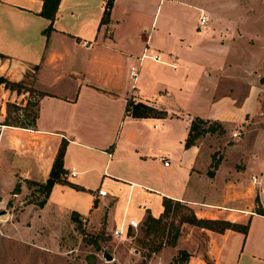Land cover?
<instances>
[{"label": "crops", "instance_id": "0c3cea01", "mask_svg": "<svg viewBox=\"0 0 264 264\" xmlns=\"http://www.w3.org/2000/svg\"><path fill=\"white\" fill-rule=\"evenodd\" d=\"M153 1L114 0L110 21L102 23L107 0H61L53 29L45 33L51 20L41 14L44 0H0V76L25 84L34 72L33 87L39 90L34 125L28 122L24 124L29 127H20L3 122L8 104L22 109L28 105L30 90L18 93L0 85V184L47 182L66 143L64 179L54 184L40 206L46 221H54L50 211L71 213L113 233L128 227L131 219L144 222L148 213L160 218L169 198L192 207L198 218L249 225L247 234L209 230L208 253L214 264H221L225 245L233 236L234 247L238 246L235 264H264V192L263 209L255 210L260 185L252 180L254 173L251 184L241 174L238 184L221 182L226 157L210 177L214 150L199 142L203 136L195 145H185L196 117L221 122L226 128L244 129L253 123L264 93V0H218L221 16L227 20L217 30L199 25L201 13L208 14L201 6L207 5L205 0L182 1L195 10L194 29L184 52L170 48L183 41L171 31L170 14L161 26L157 14L150 29L143 22L137 24V14H144ZM163 1L175 3L159 0L157 12ZM144 32L146 39L141 38ZM158 33L164 39L156 49ZM162 48L170 56L157 63L175 70L178 62L183 65L172 78L187 85L186 93L195 100L191 109L181 108L172 84L155 80L147 67L136 80L132 78L134 58L141 68L146 50L152 54ZM128 79L136 91H129ZM130 100L164 110L166 116L134 117L128 111ZM262 137L257 132L251 140L232 139L234 157L243 160V171L257 167L258 152L251 146L264 145ZM159 161L168 169L165 179L153 172ZM73 167L78 171L74 176ZM100 189L107 193L101 195ZM69 192L85 194L67 199Z\"/></svg>", "mask_w": 264, "mask_h": 264}, {"label": "rangeland", "instance_id": "374dc122", "mask_svg": "<svg viewBox=\"0 0 264 264\" xmlns=\"http://www.w3.org/2000/svg\"><path fill=\"white\" fill-rule=\"evenodd\" d=\"M158 1L151 2V6L144 10V14H137V24L143 22L150 29L152 19L157 14V17L159 16L158 24L161 26L165 22L163 20L165 16L170 14L172 17L171 27L174 28L171 31L179 33L178 39H183L181 43L177 41L170 48L174 52H184L195 25L194 8L188 4L181 3L184 0H175L174 5L163 1L157 12ZM185 1L194 2L195 0ZM198 1L200 3V0ZM205 1L207 5L202 4L201 6L208 14L202 12L201 15H209V27L207 28L217 30L227 18L221 16L218 0ZM136 25H134L135 28ZM139 29H142L141 26ZM197 30L204 31V29ZM141 38H147L145 32L141 34ZM154 39L156 43L153 47L157 49L161 46L158 42L164 38L158 33ZM155 53L161 54L164 61L165 59L168 60L167 58L170 56L163 48L162 50H155ZM136 60L137 58H134L131 63L138 67ZM164 61L161 63H165ZM178 63L179 68L175 70L172 67L161 65L155 59L149 57L141 68L138 67L137 71L140 75L142 68L147 67L146 70L151 72V76L155 80L161 81L165 85L172 84L173 97H177L176 100L180 107L191 109L195 104V100L190 97V94L186 93L188 91L187 85L183 80L172 78L174 73H179L183 68L182 63ZM164 70L165 74L162 73ZM34 74V72H30L26 81H24L26 84L24 86L31 93L32 99L30 102H35L39 96V90L33 87L35 85ZM127 81H130L129 85L131 86L133 83L132 79ZM137 83L135 87H137ZM139 85H141V82ZM132 90L136 91L131 86L129 91L131 92ZM181 90L185 94H182ZM261 99L262 104L253 116V123L247 125L244 129L236 126H228L226 128L223 124L219 126L218 123H212L217 131L215 133H207L199 139V142H203L205 148L209 147L214 150L208 174L210 177L216 174L215 172L213 175L211 174L214 170L213 162L217 161L220 163L226 157L227 162L222 168L221 182L226 181L227 184H238L241 180L238 175L241 174L246 183L251 184V175L253 173V181L254 176L258 180H262V184L260 181L256 183L260 186L255 192L257 194L255 195L257 198L255 210L263 209L261 199L264 192V145L259 146V144L255 145L253 143L251 149H255L258 152V165L253 172L249 169L243 171V160H237L234 157L233 153L236 148L232 147L234 144L232 139L235 138L233 135L235 132L238 133L237 137L247 140H251L257 132H261L263 137L260 141L264 140V93L261 94ZM34 110H36V107L34 108L32 105L25 110L12 108L10 113L11 120L13 122L28 123ZM26 113L31 115L28 116ZM150 128L152 130L151 135H155L154 127ZM163 162L159 161L156 163L153 172L159 173L160 177L165 179L168 169L164 167ZM19 185L20 187H17ZM89 185L94 187L96 184ZM16 187L17 189H15ZM39 190L42 189L38 184H33L29 181H18L17 184H0V207L7 210L6 214L0 215V264H214L208 253L211 236L209 230L211 229L183 222V218L191 214L190 210L184 206L187 205L184 202H180V204L174 203L169 215L163 218V222L154 231L146 233L144 231L146 225L143 224L144 222H140V226L137 229L130 228L127 235L118 237L114 235V232L112 233V229L107 230L104 226L97 228V226L88 225L87 222L71 213L58 214L50 211L49 216L54 221H46V213L41 214L39 205L45 198V192H40ZM84 194L79 192L78 195L74 196L69 192L67 199H74L78 196L81 198ZM190 208L192 209V207ZM192 210L194 211V209ZM234 211L228 210L227 212ZM233 238L234 236L225 245V256L222 258L221 264H235L236 262L237 255L235 250L238 246L235 244L234 247ZM106 251L113 255V260H108L105 257ZM192 256L195 258H191Z\"/></svg>", "mask_w": 264, "mask_h": 264}, {"label": "trees", "instance_id": "16d2710c", "mask_svg": "<svg viewBox=\"0 0 264 264\" xmlns=\"http://www.w3.org/2000/svg\"><path fill=\"white\" fill-rule=\"evenodd\" d=\"M61 0H44V8L41 12V14L48 19L51 20V24L48 26V28L45 30V33H49L53 29V23L57 17L58 8L60 5ZM114 5V0H107L104 15L102 18V23H108L110 21V15L111 10ZM5 84L6 88L14 91L16 90L18 93L22 92L23 89H27L23 83L21 82H14L11 81L4 76H0V85ZM28 90V89H27ZM30 105H32L34 108L37 107L36 102H28V105L23 109H27ZM12 108H20V106L16 104H8V115L6 116V119L4 120L3 124L6 125H14V126H20V127H29L24 123L19 122H13L11 120L10 113L12 111ZM128 111L130 114L134 117H164L166 116V111L160 110L154 106L148 105L143 102H134L133 100H130L128 102ZM28 116H30V113H26ZM38 112L37 110H34L32 113V117L28 125H34V122L37 119ZM212 123H218L219 126L222 124L221 122L211 121V120H205L200 117H196L193 119L189 136L186 139V147H190L192 145H195L197 140L204 136L207 133H215L217 130L214 127ZM223 128V127H222ZM66 151V143H63L60 147L56 160L54 162V166L52 168L51 174L47 182L38 184L39 187L42 190H39L40 192H45V198L44 200L39 204L41 207L45 205L47 202V198L54 186V184L58 181H63V177L66 174V170L64 169L63 159ZM219 162H213V171L211 174L213 175L215 172V169L218 168ZM36 183V182H31ZM17 187H20L17 186ZM17 187L15 189H17ZM17 193V192H16ZM174 203L180 204V201H174L172 199L166 198L164 200V206L165 211L164 214L160 218H155L150 213H148L144 225H146V228H144V231L146 233L154 231V229L163 222V218L167 215H169L170 211L173 208ZM188 210H190L191 214L188 216H185L183 218V222H189L194 225H198L207 229H211L213 231L217 232H225L226 230H235V231H241L245 234L248 232L249 225L248 224H241L238 222H233L226 219H209V218H198L195 212L187 205H184ZM263 211V210H262ZM264 214V211L262 212Z\"/></svg>", "mask_w": 264, "mask_h": 264}, {"label": "built area", "instance_id": "2783aa9c", "mask_svg": "<svg viewBox=\"0 0 264 264\" xmlns=\"http://www.w3.org/2000/svg\"><path fill=\"white\" fill-rule=\"evenodd\" d=\"M199 25H200L201 27H206V26H208V16H207V15L202 14V15L200 16V19H199ZM149 57L155 59V61L163 62V59H162L161 54H157V53H155V54H148V53H147V50H146V52H144V54L142 55V58H141V59H145V58H149ZM172 66H173V67H176L175 64H172ZM130 72H131L132 78H133L134 80H136L137 77H138L137 66H132ZM233 135H234L235 137H237V136H238V133L235 132ZM165 164L168 165L169 162L166 161ZM77 172H78L77 169H76L75 167H73V168L71 169L70 174L74 176V175L77 174ZM259 181H260V183L262 184V180H261V179L258 180L257 177H254V182L257 183V182H259ZM99 193H100L101 195H105L107 192H106L105 189H100ZM128 224H129L128 227L121 226V227H119V228H116V229L114 230V235H115V236H118V237H122L123 235H125V234L127 235V234L129 233V227H131V228H133V229H137V228L140 226V223H139L138 221H136L135 219H131V220H129V223H128Z\"/></svg>", "mask_w": 264, "mask_h": 264}, {"label": "water", "instance_id": "95a60500", "mask_svg": "<svg viewBox=\"0 0 264 264\" xmlns=\"http://www.w3.org/2000/svg\"><path fill=\"white\" fill-rule=\"evenodd\" d=\"M6 212H7V210L2 209V208L0 207V215H2V214H6ZM105 257H106L108 260H113V259H114L113 255H111V254L108 253L107 251L105 252Z\"/></svg>", "mask_w": 264, "mask_h": 264}]
</instances>
